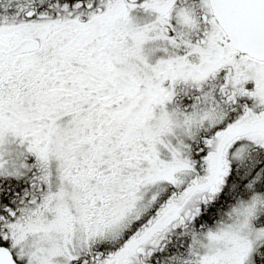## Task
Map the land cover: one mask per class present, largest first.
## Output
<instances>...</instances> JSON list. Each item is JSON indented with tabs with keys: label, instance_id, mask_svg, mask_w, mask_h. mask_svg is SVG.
Masks as SVG:
<instances>
[{
	"label": "snow or ice",
	"instance_id": "6c2138e0",
	"mask_svg": "<svg viewBox=\"0 0 264 264\" xmlns=\"http://www.w3.org/2000/svg\"><path fill=\"white\" fill-rule=\"evenodd\" d=\"M0 264H264V0H0Z\"/></svg>",
	"mask_w": 264,
	"mask_h": 264
}]
</instances>
